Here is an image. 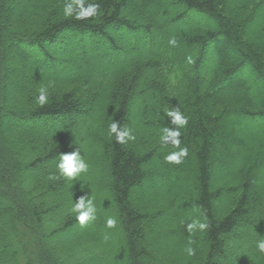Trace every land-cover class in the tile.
I'll use <instances>...</instances> for the list:
<instances>
[{
	"label": "trees",
	"instance_id": "1",
	"mask_svg": "<svg viewBox=\"0 0 264 264\" xmlns=\"http://www.w3.org/2000/svg\"><path fill=\"white\" fill-rule=\"evenodd\" d=\"M72 2L21 0L10 10L0 0V264H264V0H83L100 7L80 20L78 8L64 15ZM163 7L174 14L161 27L151 11ZM184 21L191 28L162 32ZM101 51L111 58L96 73ZM177 108L188 154L172 164L165 157L179 149L161 137L177 127L167 115ZM238 120L253 122L240 137L258 134L236 168ZM113 122L133 138L118 143ZM77 150L89 169L61 176L60 155ZM172 167L193 189L189 210L166 202ZM92 187L95 219H115L122 260L91 229L95 219L82 226L72 212ZM194 221L206 227L190 230Z\"/></svg>",
	"mask_w": 264,
	"mask_h": 264
},
{
	"label": "rangeland",
	"instance_id": "2",
	"mask_svg": "<svg viewBox=\"0 0 264 264\" xmlns=\"http://www.w3.org/2000/svg\"><path fill=\"white\" fill-rule=\"evenodd\" d=\"M19 1H21V0H8V8L10 10L15 9L16 6L18 5ZM151 14L153 15V19L155 20V22L162 27L163 26L162 24H164L169 19H171L172 15L174 13L172 12L171 9H169L167 7H163L161 16L155 15L152 11H151ZM189 21H191V20H189ZM189 24H190L189 22L186 23L185 21L184 22H179V23L168 24L166 26V29L163 30L162 32L165 33V31H168V30H170L172 32H179V31L183 30V28H187V27L191 28V25H189ZM192 24H194V26H197V25L200 26L202 23L196 24L195 22H192ZM90 45L91 44L89 43V49H91V52H93L92 51V46H90ZM224 53H227V52H224ZM192 55H193V53L190 52V53H188V56H186V58H185L186 63H187V68H186L187 71L189 70V65L192 62V60H191L192 59ZM224 55L225 54H223V56ZM96 57L99 60L100 66L96 67L95 72L96 73H102L103 69L105 68V65L107 63V61H106L107 59H105V58L110 59L111 57H109L104 51H101L99 54H97ZM215 58L218 59V57L216 55H215ZM213 70H214V68H213ZM76 71L79 72V73L82 72L83 71L82 67L78 65ZM214 74L215 73L213 71L211 76H214ZM242 75H243V73H242ZM65 77H66L67 82H69L68 78H70V76L65 74ZM70 79L72 80V77ZM255 87H253V89H252V91L254 93H256V88ZM228 119H229L230 126L235 128L236 127V121H237L235 116L234 115L230 116ZM238 121H239V124H238V127H239L238 129L239 130H237V132H236L237 140L235 141V145L231 146L232 147V156L231 157L233 159L232 160L233 164H234V166L236 168L240 166L241 160L244 157V155H246L253 148V147H251V143H249L248 140L254 139V136H256V134H258V133H255V132L251 131L252 129H246L245 133H247V134H246V136H244V139H243L242 137H240V134H242L241 133V131H242L241 128L242 127L243 128L251 127V126H253V122L243 121V120H238ZM75 123L77 125L76 128H75L76 131L86 133V128L87 127L89 128V124H88V122L86 120H83L82 118L77 116L76 119H75ZM248 132H249V134H248ZM95 134L98 135V132H96ZM247 135H249V136H247ZM246 137L248 139L245 141ZM86 144H87V146L88 145H93L92 139H90V142L86 143ZM172 164H174V163H172ZM172 168H173L172 171L169 172L168 175H167V181H166V184L164 186L165 192H167V193H168V189L171 188V192L169 191V193L167 194L169 200H167L166 202L169 203V205H171L173 207L172 211H175L176 209L189 210V208H190V207L188 208L189 204L186 203V201H184V200L188 199V195L189 194H193V189H192L191 185H188L185 182H183L184 179L182 177L181 172L178 169H176L175 167H172ZM88 169H89V167H88ZM93 171H94V168H93ZM95 177H97V178H95V180L93 179L94 182L96 180L101 179V173L97 171V173L95 174ZM263 182H264V180H263ZM90 192H91V196L93 195V197H96V198L100 197V195H99L100 194V190L98 188H93L92 187ZM174 194H177L178 198H179V196H180V198L177 199L176 201L172 202V196ZM185 214H186L185 216L187 218H189L188 211H185ZM97 215H99V216L97 217V219H95L96 222H95V224H93L91 226V229L95 228L96 224L98 226H100L99 228L104 230L103 234H105L106 238L108 237L109 240H111V246H110L111 250L115 251L117 249L118 252L120 253V257H121V260H122L123 255H124L125 252H124V250H123V252L121 251L122 249H121V247H119V244L121 243V241L123 239H122V236H120L119 239H115V238H117V233H118V229H117L116 224H115L114 227L109 228V227H107V224H106L107 220L109 219V217L107 216L106 212H102V213L97 214ZM53 221H51V226H55L56 224H58L57 220L54 221V222ZM45 223L47 224L48 221L46 220ZM48 226H50V221H49ZM172 226H173V224L169 223L167 228L170 229ZM169 242L171 243V242H174V241L171 240ZM188 247H189V245L187 244L186 247H184V249L186 250V248H188Z\"/></svg>",
	"mask_w": 264,
	"mask_h": 264
},
{
	"label": "clouds",
	"instance_id": "3",
	"mask_svg": "<svg viewBox=\"0 0 264 264\" xmlns=\"http://www.w3.org/2000/svg\"><path fill=\"white\" fill-rule=\"evenodd\" d=\"M99 4L89 3L87 7L84 6L83 0H73L72 3H66L64 6V15L65 16H72L74 13V9L78 8L79 11L75 12V18L86 19L89 17L96 16L99 9ZM169 43L175 46L176 41L175 39H171ZM36 102L39 105H44L47 102V93L45 88L39 89V95L36 98ZM167 115L171 117V123L176 125L175 129H168L165 128L164 134L162 135L161 139L164 143H171L175 147L179 149V151L172 152L165 157V160L169 163L180 164L182 162V158L186 157L188 154V149L186 147L180 148V131L179 129L182 128L187 124V118L179 111V109H173L168 111ZM109 134H115L116 140L118 143H124L127 139H132L130 131L127 130H120L118 127V123L113 122L109 126ZM57 168L61 176L66 177L68 179H74L77 177L81 172H86L88 165L86 162L81 158L79 151H73L68 154H61L59 158V162L57 164ZM72 212L76 215L77 221L80 225H85L87 222L94 220L96 207L94 204V197H90L86 195L81 197L78 202H76L72 207ZM107 227L112 228L115 226L116 221L113 218H109L106 222ZM200 229H204L206 227L205 224L199 223L194 221L192 224L188 225V228L194 229L196 227ZM258 251L264 253V239L258 241L257 243ZM186 252L189 256L194 254V250L191 247L186 248Z\"/></svg>",
	"mask_w": 264,
	"mask_h": 264
}]
</instances>
